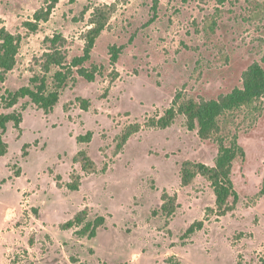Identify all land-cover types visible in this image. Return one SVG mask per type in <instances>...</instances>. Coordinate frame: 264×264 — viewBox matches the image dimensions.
<instances>
[{"label": "rangeland", "instance_id": "obj_1", "mask_svg": "<svg viewBox=\"0 0 264 264\" xmlns=\"http://www.w3.org/2000/svg\"><path fill=\"white\" fill-rule=\"evenodd\" d=\"M50 1L0 0V27L21 40L14 70L0 81V113L22 115L20 128L10 123L3 136L0 264H167L170 257L264 264V97L220 119L226 145L237 137L245 152L232 168L239 199L224 217L212 211L209 182L197 177L183 187L180 178L185 161L213 166L217 142L202 141L182 116L164 130L148 127L178 95L212 100L241 87L264 53V0H59L50 19L30 29ZM104 4L115 10L86 64L100 68L95 81L75 73L50 114L29 99L5 109L6 92L40 73L47 38H65L68 61L82 55L90 15ZM113 45L123 48L114 66ZM134 124L140 131L117 152L118 137ZM89 132L90 143H79ZM81 150L95 173L75 163ZM165 192L177 197L171 218L160 210ZM84 210L87 221L105 219L93 239L62 229ZM195 222L203 229L187 237Z\"/></svg>", "mask_w": 264, "mask_h": 264}, {"label": "trees", "instance_id": "obj_2", "mask_svg": "<svg viewBox=\"0 0 264 264\" xmlns=\"http://www.w3.org/2000/svg\"><path fill=\"white\" fill-rule=\"evenodd\" d=\"M59 3V0H51L46 10H40L34 15V22H28L27 26L36 30L41 22L50 19L52 11ZM114 6L100 5L93 9L89 20V30L84 35V48L81 56H75L68 61L67 53L64 50L66 40L61 35L47 38V52L42 56L40 73L30 79L28 86L16 91H8L2 98L5 109L14 108L21 100L29 99L39 110L45 114L53 112L60 101L63 89L74 79L75 73L84 78L87 82L93 83L100 75L98 66L92 65L87 68L86 64L91 61L92 52L97 40L108 27L114 14ZM21 47V40L18 36L10 33L5 27H0V81L6 80V75L13 71L17 64V57ZM121 47L113 45L110 47V60L114 66L117 64L122 52ZM55 72L50 76L52 71ZM264 97V53L261 61L252 64L242 74L241 87L234 88L230 93L221 95L217 99H181L178 95L171 108L165 111L158 119L148 122L149 128L167 129L171 127L178 116H182L186 128L197 132L202 141L215 140L218 145V155L213 166L200 162L185 161L181 165L180 178L183 187L190 186L197 177H202L210 186L215 195V215L224 217L235 209L239 199L232 180V168L234 161L245 156L243 148L238 144L237 137H233L229 145H226L221 136L220 119L228 113L240 110L244 106L251 105ZM88 102L82 100L84 110L88 109ZM14 124L19 129L22 123V115L16 112L0 113V158L8 153V144L4 142L3 136L7 132L8 125ZM139 124L130 125L124 129L118 137L117 152H120L128 140L140 131ZM92 133L78 137L79 143H90ZM28 146H25L26 148ZM27 155L26 152H24ZM75 163L81 165L85 173H95L96 164L90 158L86 150H81L74 158ZM79 177L68 184V189L77 191L79 189ZM264 195V189L261 192ZM232 200V203H231ZM178 208L177 197L164 193L162 195L161 212L167 218H171ZM88 212L84 210L78 213L73 220L62 225V229L81 228L77 231L79 237L93 239L97 236L98 229L104 225L105 219L98 217L93 221H87ZM203 222L192 224L186 236L202 230ZM167 264H183L176 257H170Z\"/></svg>", "mask_w": 264, "mask_h": 264}]
</instances>
